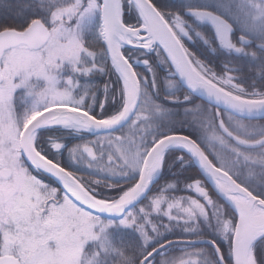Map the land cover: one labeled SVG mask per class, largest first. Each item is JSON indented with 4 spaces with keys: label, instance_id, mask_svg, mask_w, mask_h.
Returning <instances> with one entry per match:
<instances>
[{
    "label": "snow or ice",
    "instance_id": "snow-or-ice-1",
    "mask_svg": "<svg viewBox=\"0 0 264 264\" xmlns=\"http://www.w3.org/2000/svg\"><path fill=\"white\" fill-rule=\"evenodd\" d=\"M0 264H264V0H0Z\"/></svg>",
    "mask_w": 264,
    "mask_h": 264
}]
</instances>
